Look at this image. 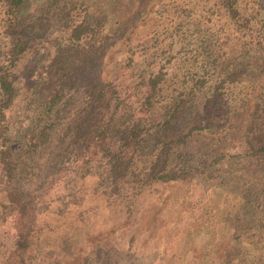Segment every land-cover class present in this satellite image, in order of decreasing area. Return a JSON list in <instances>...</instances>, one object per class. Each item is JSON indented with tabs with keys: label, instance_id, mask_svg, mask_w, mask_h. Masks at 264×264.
I'll return each instance as SVG.
<instances>
[{
	"label": "rangeland",
	"instance_id": "374dc122",
	"mask_svg": "<svg viewBox=\"0 0 264 264\" xmlns=\"http://www.w3.org/2000/svg\"><path fill=\"white\" fill-rule=\"evenodd\" d=\"M209 4L195 0L173 8L168 0H24L21 20L27 48L10 70L15 96L5 109L15 142L24 125L46 119L40 109L54 76L67 84L50 112L53 126L47 140L36 152L20 158L26 170L18 186L22 193L30 192L29 212L34 216L31 264H73L77 259L83 264H122L132 257L140 264H215L214 259L228 248L230 236H249L250 220L239 211L243 200L229 177L242 167L243 157L233 153L242 151L250 91L257 84L250 81V68L226 80L229 87L214 97L209 75L204 76L202 89L188 95L192 112L200 117L207 114L205 103H212L211 124L196 131L183 149L190 154L191 165L195 158L208 161L224 153L209 167L156 180L141 189L124 183L118 196H106L100 184L104 167L89 157L93 124L104 110L100 88L106 81L105 99L117 97L133 105L136 114H146L142 82L162 66L165 72L151 117L168 109L173 96L186 98L187 93L179 92L183 74L192 78L204 74L198 66L202 57L186 46L198 43L197 52L208 51L211 58L222 52L225 37L232 32L227 24L221 25L223 18L208 14ZM72 18L97 24L98 40L82 46L71 41ZM207 37L211 43L203 51L199 39ZM219 60L214 62L216 72L223 63ZM115 142V136L106 133L96 149L113 147ZM135 160L136 166L146 161L141 156ZM171 168L176 172L172 162ZM245 180L249 183L248 176ZM1 218L0 256L17 226L14 220Z\"/></svg>",
	"mask_w": 264,
	"mask_h": 264
},
{
	"label": "trees",
	"instance_id": "16d2710c",
	"mask_svg": "<svg viewBox=\"0 0 264 264\" xmlns=\"http://www.w3.org/2000/svg\"><path fill=\"white\" fill-rule=\"evenodd\" d=\"M207 1L210 2L206 9L208 14L223 18L221 25L227 24L232 31L225 37L227 41L222 52L209 58L208 51L197 52L198 43L186 46L188 51L202 57L198 66L204 74L192 78L184 73L182 84L179 86L180 90H178L187 93L186 98L173 96L168 101V109L166 108L156 117H151L150 108L160 92V81L165 72L162 71V66L148 73L142 82L145 89L143 100L146 114H136V108L133 105L117 97L109 98L110 95H108L105 99L103 94L105 87L109 84L106 81L100 88L104 110L93 124V140L89 157L104 167V178L100 184L104 187V189L101 188L106 196H110L111 193H117L118 196L119 188L124 183L131 182L135 189H141L156 180L165 181L173 176L182 177L186 174H194L196 170L203 169L204 166L209 167L217 159L222 158L224 153L221 157L213 156L208 161L201 157L195 158V163L191 165L188 163L190 154L183 152V149L187 147L188 139L196 131L211 124L212 103L209 101L205 103V106L208 105L209 108L203 118L192 112L191 105L187 101L188 95L197 89H202L201 87L206 85L203 84L206 81L204 76L209 75L211 78V83L208 85L209 92L210 96L214 97L215 92L220 93L221 90L229 87L224 83L226 80H230L233 75L235 77L243 75L242 72L245 73L250 68V81L257 84L250 91L242 151L233 153L243 157L240 161L242 167L238 168L235 175L229 177L232 178L231 184L235 185H231L234 192L236 191L239 199L243 200L239 205V211H242L244 217L250 220V232L247 233L248 237L241 238L237 234L230 236L228 248L221 258L214 259V263L264 264V0ZM23 2L24 0H0V169L3 170L2 181H0V215L3 219L8 218L17 223L0 256V264H31L34 261L32 258L34 233L31 231L34 216L29 212L30 192L22 193L18 186L21 172L26 170L22 169L20 158L24 153L30 156L36 152L44 140H47L53 126L50 112L63 96L67 86L64 80L54 76L46 89L48 93L40 109L42 113L45 112L46 119L36 125H24L21 133L16 137L18 142H15L14 133L5 117V109L12 104L15 96V85L10 70L27 48L25 26L21 20ZM168 2L173 8H178L177 6L181 4L194 3L195 0H168ZM99 28L97 24L91 25L84 18L79 20L72 18L68 27V38L78 46H82L87 40H98ZM210 43L209 37L199 39V44L203 45V51ZM182 48L181 46L173 51L171 58L175 57L177 51ZM216 58L223 62L221 67L217 68V72L213 68L216 65L214 63ZM211 60L214 61L211 62ZM57 66L58 64L54 65L55 72H58ZM185 75L189 76V79ZM203 93H205L204 90ZM206 95H208L207 92ZM194 107L198 111L199 107L196 104ZM106 133L109 136H115L116 142L113 147L101 148L100 151V148L96 149V146L97 148L100 146L99 143ZM64 138L63 134L60 139ZM80 149H82L81 146ZM138 156L146 161L136 166L135 159ZM171 162L177 173L172 171ZM247 176L249 183L245 180ZM131 204L132 201L129 202L128 209ZM8 209L10 211H6ZM213 230L215 229L211 232ZM129 237L128 243H131V235ZM129 246L126 248L130 251ZM207 246L211 248L212 245ZM121 247L125 246H119ZM103 249H105L103 252L108 253L106 250L108 248ZM139 251L143 253L142 248ZM140 262L139 258L132 257L126 258L122 264H140ZM63 264L66 263L63 262ZM73 264L83 263L77 259Z\"/></svg>",
	"mask_w": 264,
	"mask_h": 264
}]
</instances>
